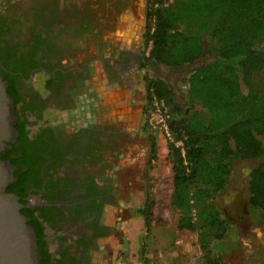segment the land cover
<instances>
[{
    "label": "flooded vegetation",
    "instance_id": "1",
    "mask_svg": "<svg viewBox=\"0 0 264 264\" xmlns=\"http://www.w3.org/2000/svg\"><path fill=\"white\" fill-rule=\"evenodd\" d=\"M143 1L138 14L146 29L150 2ZM66 2L60 0L57 10L47 0H13L0 8V76L8 92L12 85L21 97L16 103L9 92L15 102V131L4 140L0 161L13 175L5 191L19 197L21 213L35 230L41 263L98 264L106 249L103 241L113 234L104 220L106 207L125 200L118 192L119 178L132 167L143 174L155 152L144 135L148 88L146 83L137 86L142 81L136 83L135 74L145 60L133 50L111 46L105 33L133 0H76L72 2L85 7L68 11L71 1ZM90 41L115 52L99 59L109 77L106 87L123 91L128 111L116 103L105 105L106 90L87 85L94 58H78L88 55L84 46ZM134 86L140 97L131 95ZM58 111L74 113L58 118ZM143 208L137 214L145 217ZM35 220L41 223L42 237Z\"/></svg>",
    "mask_w": 264,
    "mask_h": 264
},
{
    "label": "trees",
    "instance_id": "2",
    "mask_svg": "<svg viewBox=\"0 0 264 264\" xmlns=\"http://www.w3.org/2000/svg\"><path fill=\"white\" fill-rule=\"evenodd\" d=\"M156 1L149 0L150 50L143 64H203L189 76L185 106L165 79L147 77V109L154 96L170 107V130L186 151L168 143L172 203L180 210L181 226L200 232L208 263L222 264L210 246L226 237L231 222L214 197L227 188L236 159L258 162L249 176L248 204L252 212H264V0H174L154 7ZM13 91L11 85L18 103L21 97ZM149 210L147 204L141 211L147 217ZM34 223L42 237L41 223Z\"/></svg>",
    "mask_w": 264,
    "mask_h": 264
},
{
    "label": "rangeland",
    "instance_id": "3",
    "mask_svg": "<svg viewBox=\"0 0 264 264\" xmlns=\"http://www.w3.org/2000/svg\"><path fill=\"white\" fill-rule=\"evenodd\" d=\"M12 1L13 0H0V8L8 6ZM55 1L59 4L60 0H47L50 8H57L58 5L54 3ZM63 1H68L64 4H68L69 1H71V3L66 6V11L74 6H80L81 8L85 7L82 4L78 5L76 2H72L76 0ZM87 1L89 2L90 0ZM142 1L143 0H133L132 5L128 8H123L117 15L118 24H113L111 29L105 32L106 36L111 38V46L124 47L125 43L123 44L122 42L118 44L119 37L124 35V33H120V29L121 27H123L124 30L127 27H133L132 32L134 37L132 39L129 37L126 39L125 37L124 40L128 42L129 47L134 46V49L140 50V52L144 54L147 52L148 47L145 38L146 29L142 27L143 21H141L142 19L138 14L139 8L142 6L140 4ZM81 2H84V0H81ZM143 2L145 3V0ZM99 8L102 10L101 7ZM131 48L133 49V47ZM84 51L88 53V55L83 53L80 54L78 58L80 62H84L87 58H94L91 61L93 63H91L88 68L92 77L87 85L91 86L92 84V88L96 87L97 89L101 88L102 90H106L104 92H107L108 88H110V90L113 89V95L116 96L115 93L119 94V97L123 101V91L120 88H115V86L111 87L112 85L106 87L109 83V77L106 73L105 66L99 59L100 56L104 57V55L106 57L109 55H116L115 52L111 51L109 48L104 49V47L100 50L98 45L93 41L85 44ZM78 59H75V61L77 62ZM151 69L152 66L149 69L145 66L140 69L142 73L138 70L135 71V74H142V76L139 75V77L147 78L149 77V70ZM244 89L246 90V87H244ZM130 93L134 96H141V93L135 89L134 92L130 90ZM109 97V93H104L103 103L105 105L109 102ZM123 102L127 104L129 101L124 100ZM129 109L127 105L122 110L126 112ZM65 113H70L72 117L74 112L60 113V111H58L54 114L57 115V117L58 115L61 117ZM51 117L56 118L53 114ZM146 130L147 132L144 135L146 137L148 136L147 138L149 140L155 141L156 143L157 150L154 152L155 156L151 155L152 157L150 156L151 160L149 164L146 165V167H142L144 170L143 174L139 173V171H142L141 169H134V167H132L127 168L123 177L119 178L120 185L118 192L119 195H121L120 197L125 200L119 201V205L116 207H106L104 220L106 223L113 226V234H111L112 236H110L108 240L103 241L106 242L104 243L106 244V249L97 263L142 264L143 261L141 259L145 258L150 264H207V251L203 247L200 249L196 246V238L198 239V234L200 235V232L191 229V232L187 233L185 229L188 228L182 227L179 223L181 217L180 210L172 203L174 171L169 158L170 150L167 147V142L163 137L158 135L159 133L157 131L152 130L148 125H146ZM257 163L258 162L253 159H236L233 163L232 173L227 188L214 197L216 205L232 224L238 226H241V223L250 226L258 224V221L253 219L252 211L248 204L249 176ZM135 176H140L142 181L141 179L140 181L135 180ZM143 180H145V184L142 183ZM147 204L150 206L147 217L137 214V209ZM262 219L264 220V217H261L259 220ZM210 247L211 254L216 256L217 251L215 244H211ZM94 255V252H89V256L92 258H94Z\"/></svg>",
    "mask_w": 264,
    "mask_h": 264
},
{
    "label": "crops",
    "instance_id": "4",
    "mask_svg": "<svg viewBox=\"0 0 264 264\" xmlns=\"http://www.w3.org/2000/svg\"><path fill=\"white\" fill-rule=\"evenodd\" d=\"M132 29L133 27H129V28L127 27L125 30L124 28L120 29L121 31L120 33H124V35L122 37H119L118 44L122 42L123 44L125 43L124 47L123 46L120 47L127 50L129 49L133 50L135 51V54H137L141 58L142 57L144 58L145 54L143 52L134 49L135 48L134 46H131L133 47L132 49L131 47L128 46V42L124 40L125 37L126 39H128V37L130 39L134 37ZM202 64L203 61L201 60L192 64H185L171 68L165 65L155 64L153 61H150L149 64L146 65L143 64L142 66L137 67L136 71L139 70L140 73H142L140 69L144 68L145 66L148 67L149 69L152 66V69L149 70L150 72L149 77H153V78L160 77L165 79L169 83L172 90L174 91L176 99L181 103L182 106H185L186 105L185 94L188 92L190 88V83L188 81L189 76L191 75L192 70L200 67ZM138 75L142 76V74H138ZM139 81L142 82L138 83L137 86L139 87V84L140 85L142 84V86H144L145 85L144 83H146V87L148 88V94H149V87L146 77L145 78L137 77L136 83ZM133 89H136V86H134ZM108 91L105 93H109L110 96L109 102L111 104L116 103V105H121V108H125V105L129 104L123 102L119 97L120 96L119 94L114 92L116 96L113 95V89L110 90V88H108ZM128 108H130L129 105ZM252 215H253V219L255 221H258L257 225L250 226L246 224L243 225V223H241L240 224L241 226H238L236 224L231 223L230 230L228 231L226 237L223 240H215L212 243L215 244L216 246L215 247L217 251L216 256L218 255L219 259L221 260L220 263L264 264V220L263 219L259 220L261 219V217H264V212H260V213L252 212ZM141 260L143 261L142 264H145V262L147 261L145 258H142ZM147 262L148 264H150L149 261Z\"/></svg>",
    "mask_w": 264,
    "mask_h": 264
},
{
    "label": "water",
    "instance_id": "5",
    "mask_svg": "<svg viewBox=\"0 0 264 264\" xmlns=\"http://www.w3.org/2000/svg\"><path fill=\"white\" fill-rule=\"evenodd\" d=\"M15 102L0 76V149L14 133ZM0 161V264H42L37 237L28 218L21 213L19 197L5 191L12 173Z\"/></svg>",
    "mask_w": 264,
    "mask_h": 264
},
{
    "label": "built area",
    "instance_id": "6",
    "mask_svg": "<svg viewBox=\"0 0 264 264\" xmlns=\"http://www.w3.org/2000/svg\"><path fill=\"white\" fill-rule=\"evenodd\" d=\"M174 0H157L154 3V7H159L161 3L164 5H168L172 3ZM150 48L147 50V55L149 54ZM171 110L170 107L166 104L164 99H159L157 96L153 97L152 104L150 108L147 110L144 123L145 125H148L152 130L157 131L159 136L163 137L167 142V147L169 142L175 143L177 147L181 149V152L183 155H185V143L182 139L175 140L172 132L169 127V119L171 118ZM169 149V147H168ZM196 210H193V214L195 216ZM187 230V233L191 232V229H185ZM196 238V246L200 249L203 247L202 242L199 238ZM192 263V262H190ZM209 264V263H207Z\"/></svg>",
    "mask_w": 264,
    "mask_h": 264
}]
</instances>
